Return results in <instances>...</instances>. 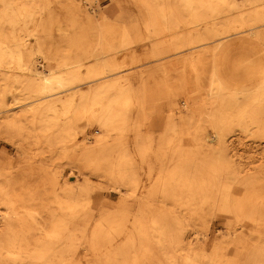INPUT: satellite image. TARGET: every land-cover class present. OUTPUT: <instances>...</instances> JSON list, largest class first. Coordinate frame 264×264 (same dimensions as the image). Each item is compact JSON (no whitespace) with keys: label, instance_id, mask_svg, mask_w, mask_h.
I'll use <instances>...</instances> for the list:
<instances>
[{"label":"bare ground","instance_id":"obj_1","mask_svg":"<svg viewBox=\"0 0 264 264\" xmlns=\"http://www.w3.org/2000/svg\"><path fill=\"white\" fill-rule=\"evenodd\" d=\"M132 1L139 15L121 8L115 19L99 0L70 1L63 20L51 0L42 6L0 0V83L12 76L26 93L7 127L40 119L56 129L64 122L51 144L102 178L122 182L134 198L92 217L89 232L82 199L88 177L82 184L63 181L28 160L7 168L13 163L0 154V264H264V168L243 176L229 145L235 133L264 136V0ZM24 32L33 38L23 39ZM143 34L153 46L150 57H119ZM43 48L60 69L41 70ZM133 64L140 68L138 88ZM158 71L168 78L160 89L172 107L156 150V181L137 197L126 185L135 181L136 167L124 133L135 108L158 101L150 80ZM75 85L88 88L71 92ZM81 122L99 128L92 146L77 139ZM133 128L145 163L154 137L139 121ZM212 213L235 225L207 246L210 231L202 243L193 226Z\"/></svg>","mask_w":264,"mask_h":264},{"label":"rangeland","instance_id":"obj_2","mask_svg":"<svg viewBox=\"0 0 264 264\" xmlns=\"http://www.w3.org/2000/svg\"><path fill=\"white\" fill-rule=\"evenodd\" d=\"M44 1L45 0H36V3L42 6ZM51 1L53 5L52 12L65 20L67 12L64 5L70 1L76 0ZM99 4L105 15L112 19L119 16L121 8L128 13V15H139V9L132 0H119V4H116L113 0H99ZM34 29L35 25L31 24L28 31ZM6 31L11 33L12 28L7 25ZM22 38L32 39L33 37H29L28 32H24L22 33ZM57 38L58 37H56V39ZM69 38L70 36H67L65 39L69 40ZM12 41L14 42V40H10V42ZM27 41L29 44L34 43L32 40ZM134 41L135 42L130 45L127 50L119 54V57L124 56L128 59L135 58L139 60L151 56L153 46L147 39L146 34L137 36ZM46 42L49 44L50 41ZM37 60L38 62H41V70L45 72L57 70L60 67L59 65H61V62L52 60L51 53L44 48L42 54L37 56ZM83 62L86 63V60H83ZM137 65L138 64H133V66L130 67L132 68L130 74H132L131 77L133 79L134 88H138L140 85V68H138ZM171 79H176V76H172ZM150 80L151 83L154 84L153 86L159 88L160 92L158 91V101H154L152 103L153 107L147 108L145 111L135 108L132 113V125L126 129L124 133V139L128 143L129 148L132 151L131 153L135 158L134 161L136 167L135 181H131L126 185L132 186L137 197H140L143 192H145L156 181L160 166L156 150L159 144V137L162 136L164 131L165 120L171 113L172 107L170 99L167 98V93L163 91L168 84L167 76L163 72L158 71L154 73L153 79L151 78ZM0 84V103L1 101H4L5 105L4 108L0 109V121L3 124L0 128V154H4L2 156L4 162L10 161L13 163L11 166L7 163V168H11L13 165H20L28 160L36 170H39L40 168L48 169L50 173L59 174L63 181H67V179L70 182L75 180L82 184L84 183V178L88 177L90 179L89 189L87 192L83 193L82 199H85V201L88 202L85 206L86 213L83 215V217L85 216L83 225L84 227H87L89 232L93 230L96 223L95 218L92 217L100 213V211L111 209L112 207L119 205L124 199H126L129 204L134 202V198H128L124 193L125 186L122 182L114 183L102 178L99 174L86 167L81 162L74 160L73 154L66 155L64 149L55 147L51 144V136L58 133L60 135L62 134L61 129L64 126V122H60V125L56 129L47 128L46 123L42 122L40 119L26 120L21 129H10V127H7V116L14 112H18L23 108L22 105H24L25 102L22 101V99L26 97V93L17 88L12 76L8 77L7 81H1ZM162 85L163 90L160 89ZM74 88L75 89L71 92H77L80 89H87L88 86L83 85L80 88L75 85ZM1 98H3V100ZM16 101L21 102L16 104ZM173 101H176V99ZM174 103L175 102H173V104ZM8 110L11 111L5 112ZM134 120L139 121L140 128L143 132H149V134L154 137L153 139L155 142L153 150L146 156L145 163L141 161L140 155L135 147L136 133L133 128ZM78 130L80 133L77 139L88 143V146H92L95 137L99 135V128L96 124L88 125L87 122H81L78 125ZM208 132L212 135L210 128H208ZM250 136L251 135L247 136L245 134L235 133V135L229 140L231 155H233V160L241 165L243 176L252 172L254 168H256V170L264 168V136H262V138H253ZM47 137H49V139H47ZM24 151L27 153L22 155V152ZM150 168H152L153 171L150 172ZM1 210L4 209L1 208ZM228 223L230 225H235V223L233 224L231 222L230 218H223L220 214L212 213L203 216L201 221L194 224L193 229L199 232V238L202 243L206 242L204 241V230L208 229L210 231L209 239L206 243L208 246L213 244L217 240L216 237H220V234L227 233L226 229ZM250 228L251 227L247 228L245 233H248ZM83 256L84 255L82 254V258Z\"/></svg>","mask_w":264,"mask_h":264}]
</instances>
